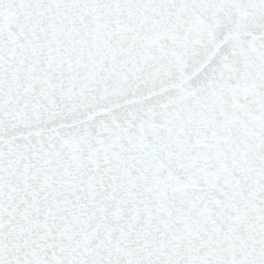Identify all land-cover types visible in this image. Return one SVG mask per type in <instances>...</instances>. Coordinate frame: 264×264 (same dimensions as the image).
<instances>
[{
  "label": "water",
  "instance_id": "obj_1",
  "mask_svg": "<svg viewBox=\"0 0 264 264\" xmlns=\"http://www.w3.org/2000/svg\"><path fill=\"white\" fill-rule=\"evenodd\" d=\"M0 264H264V0H0Z\"/></svg>",
  "mask_w": 264,
  "mask_h": 264
}]
</instances>
